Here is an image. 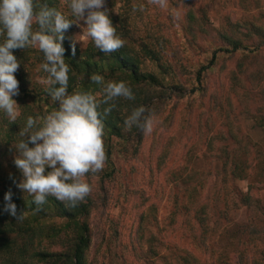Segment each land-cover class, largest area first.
Here are the masks:
<instances>
[{
    "label": "rangeland",
    "instance_id": "rangeland-1",
    "mask_svg": "<svg viewBox=\"0 0 264 264\" xmlns=\"http://www.w3.org/2000/svg\"><path fill=\"white\" fill-rule=\"evenodd\" d=\"M59 3L62 13L76 20L70 0ZM134 5H143L144 10L133 11ZM105 9L116 17L117 33H129L123 39L138 53L141 70L155 75L159 83L141 84L152 97L144 106L145 115L154 117L152 133L146 135L135 126L126 129L125 120L134 110L133 105H126L121 110L124 136H111L109 141L104 137L106 153L110 147L106 165L84 177L93 189L86 218L90 226L87 263L264 264V132L256 120L264 115V40L249 27L232 31L228 26L238 22L264 28V0H168L166 9L148 0H106ZM177 11L179 20L174 19ZM190 11L193 18L188 16ZM84 26L81 21L67 30L72 42L78 40L81 52L91 41L82 35ZM152 32L157 35L149 43L159 60L140 50V39L147 42ZM224 32L234 33L242 46L232 50L220 36ZM224 46L231 51L219 49ZM217 49L215 61L201 70L198 80L197 71ZM160 63L167 67L165 73ZM23 73L31 80L29 85H46L48 74L39 63L25 65ZM26 93L19 89L13 97L20 106L19 115L24 104L38 112L46 110V115L54 111ZM33 99L36 106H32ZM25 119L17 126L16 141L0 144V186L28 194L17 187L23 177L15 166L18 153L12 147L23 139L18 133ZM222 149L230 153L228 159L216 157ZM232 157L244 162L246 175L230 176L228 183L236 191H248L250 203L243 204L233 195L237 204L228 203L229 208L222 209L223 195H219L218 208L209 210V231L203 239L198 223L193 218L192 223L186 221L182 205L197 210L196 205L209 197L212 203L214 196L209 193L217 186L216 179L217 183L222 179L220 174L215 176V170L221 172L224 160L232 163ZM105 171H110L109 176L102 174ZM24 214L31 215L30 211ZM43 221L42 232L35 227L28 253L68 250L73 232L63 229L55 234L48 226L59 228L65 218L46 216ZM26 259L32 264L51 261L41 256Z\"/></svg>",
    "mask_w": 264,
    "mask_h": 264
},
{
    "label": "clouds",
    "instance_id": "clouds-1",
    "mask_svg": "<svg viewBox=\"0 0 264 264\" xmlns=\"http://www.w3.org/2000/svg\"><path fill=\"white\" fill-rule=\"evenodd\" d=\"M105 3L106 0H70L68 6L76 18L72 20L39 0H0V37L4 38L0 43V111L10 122H16L20 106L13 97L19 95L15 73L20 61L13 50L31 47H38L44 55L41 68L48 75L43 82L48 86L46 91L52 100L59 104L57 110L43 119L28 116L18 133L23 139L12 145L18 153L15 166L23 177L17 187L32 196L37 206L46 204L50 196L68 208H75L86 200L93 189L84 177L102 171L108 158L101 106L107 105L103 108V115L107 116L116 106L117 99H135L126 82L105 84L104 77L97 73L90 76V81L101 86L100 95L80 88L71 94L68 92L70 65L66 63L63 42L66 31L73 24L84 22L82 35L90 38L100 52L111 54L125 45ZM148 3L160 9L168 8V0H148ZM137 10L143 11L144 6L137 8L134 5L133 11ZM174 19H180L178 11L174 13ZM77 42L74 38L73 55ZM146 111L144 107L134 109L125 120L126 129L135 126L144 134H151L154 117L145 115ZM5 200L4 210L22 221L25 211L18 213L10 191Z\"/></svg>",
    "mask_w": 264,
    "mask_h": 264
},
{
    "label": "trees",
    "instance_id": "trees-1",
    "mask_svg": "<svg viewBox=\"0 0 264 264\" xmlns=\"http://www.w3.org/2000/svg\"><path fill=\"white\" fill-rule=\"evenodd\" d=\"M39 3L47 4L49 7H54L57 10L61 11L59 0H39ZM109 16L113 24L116 26V29L118 30V26L115 22L116 17L114 15ZM188 16L193 18V14L191 11L189 12ZM244 24L245 25L238 22H229L228 26L232 31H240L249 27V29L254 33L263 36L261 40H264V28L261 25L260 27L259 25L252 23ZM126 30L128 32V29ZM154 32H152V36L148 37L147 42L143 39H140L139 45L141 53L143 55L148 56L152 60H159L158 53L155 52V49L151 47L149 43V40L154 39L157 35ZM128 34L129 33H119L118 35H120L123 39L127 37ZM228 34H232V37L228 36ZM233 34L234 33L231 32H224L220 33V36L227 44L232 47V50H237L242 46L243 43L241 39L236 38V36H234ZM68 37V32L66 31L63 46L65 48L66 63L70 65V80L68 86L69 94H71L77 88L85 91H92L94 94H96V92H99L101 94V86L93 84L90 81V76L93 73L102 75L104 77L105 84L108 82L124 81L132 88L135 95L134 100H127L124 98L117 99L115 101L116 106L107 116L103 115V108L107 107V105H102L100 109L102 113L101 119H103L105 124V138L107 139V141L110 140L111 136L123 137L124 127L122 125L123 118L121 110H123L126 105L128 107H131V105H133L134 109L149 105L152 97L148 95L146 88L141 84L144 83L146 85V83H148L150 85H154L159 83L158 79H156L155 75H153L152 73L141 70V59L139 58L138 53L134 51L132 46L126 43L119 51L111 54H105L95 48L94 43L90 41V46L88 45L89 47H87L85 51L81 52L76 46V53L75 55H73L71 47L72 40ZM3 42L4 38L0 37V43ZM219 49L227 52L231 51L230 48L225 46L223 48L220 47ZM217 51L218 49L214 50L209 62L197 71L198 80L200 78L201 70L211 67V64L215 61L217 57ZM13 53L20 61V67L15 73V76L19 81V89L26 91L28 95H31L32 98L34 97L36 101L43 100L48 110H50L51 108L57 110L59 104L58 102L53 101L51 96L46 91V88L48 86H39L37 83H31V85H29L31 80H29L27 74L23 73V67L25 65L34 66V64L36 63L42 65L45 62L43 53L39 51L38 47H31L25 50L16 49L13 50ZM159 66L163 69V73H165L167 67L163 63H160ZM56 87H58V85H56ZM36 101L33 99L32 106L37 105L35 103ZM23 108L24 109L22 110L20 115H18L15 123L10 122L4 112L0 114L2 116L0 117V144L4 142L7 145V143H9L10 141H16V133L18 132L17 126L19 122L21 123L20 120H23L24 118H26L25 120H27L28 116H33L34 118H44L46 116V110L38 112L35 111L32 107H27L25 104ZM256 120L258 122V125L264 132V115H261L260 118ZM138 134L139 136H141V131H139ZM210 145L211 141L209 143V146ZM107 149V156H109L110 147L108 146ZM229 154L226 152V149H222L219 153H217L216 157L225 156L228 159ZM231 161L232 163L227 164V161L224 160L221 166L222 173L219 171V169L215 170V176H218V174H220L222 179L219 180V183L216 182L218 180L216 179L214 183H216L217 186L214 185L212 194L209 193V195L214 196L212 203H210L211 201L209 197V201H205L196 205L197 210H191V208L186 203L182 205V209H184L187 213L186 221L188 223H192L191 218H193L198 223L199 229L202 234L201 238L203 239H205V235L209 231V221L211 218L209 210L218 208L219 200H221L218 199L219 195H223L222 209L229 208L231 204H237L236 198L233 197V195H237V198L240 200L239 202L243 204L250 203L251 194L248 191H236L233 188L234 186L228 183V179L230 178V176L233 178H243L246 175V166L244 162L239 161L234 157H232ZM261 167L264 168V161L262 162ZM102 174L104 176H109L110 171H105ZM251 185L250 187H252ZM200 186L201 187L199 188L203 187V185ZM9 191L12 193V203H15L17 205L18 213L21 211H30L31 215L25 216L22 221H17L15 217L11 216L4 210L7 203V201L5 200V195ZM91 205L92 200L89 196L84 202H81L75 208H68L64 203L50 196L47 198L46 204L37 206L35 203H33V197L29 194H23L21 191L10 188L6 184L0 186V264H32L26 259L29 256H39V258L41 256V259L43 260H47V258H49L51 260L50 264H88L86 261L85 251L90 240V226L86 218L90 212ZM38 207L40 210H35ZM46 216L49 218H52L53 216L65 218L66 222H64L63 225L59 228H57L56 225L52 226V224L48 226L52 227L54 231L53 233L55 234H58L63 229L71 230L74 234L71 246L63 253H50L48 251H34L32 253H28L27 247L33 240L35 227L39 228L41 230L40 232H42V224L45 223L43 219H45ZM212 230L213 229L210 228V231Z\"/></svg>",
    "mask_w": 264,
    "mask_h": 264
}]
</instances>
